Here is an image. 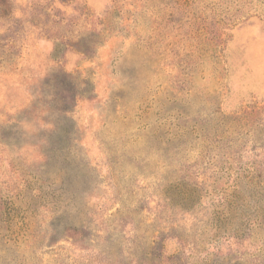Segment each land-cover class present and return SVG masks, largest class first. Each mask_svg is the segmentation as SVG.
Here are the masks:
<instances>
[{
	"label": "rangeland",
	"instance_id": "374dc122",
	"mask_svg": "<svg viewBox=\"0 0 264 264\" xmlns=\"http://www.w3.org/2000/svg\"><path fill=\"white\" fill-rule=\"evenodd\" d=\"M0 264H264V0H0Z\"/></svg>",
	"mask_w": 264,
	"mask_h": 264
}]
</instances>
